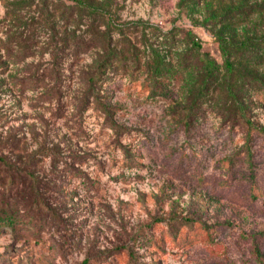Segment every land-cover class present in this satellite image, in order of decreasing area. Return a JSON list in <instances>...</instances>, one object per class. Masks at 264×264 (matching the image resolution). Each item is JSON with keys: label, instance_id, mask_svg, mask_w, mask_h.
Listing matches in <instances>:
<instances>
[{"label": "rangeland", "instance_id": "rangeland-1", "mask_svg": "<svg viewBox=\"0 0 264 264\" xmlns=\"http://www.w3.org/2000/svg\"><path fill=\"white\" fill-rule=\"evenodd\" d=\"M0 264H264V0H0Z\"/></svg>", "mask_w": 264, "mask_h": 264}, {"label": "trees", "instance_id": "trees-1", "mask_svg": "<svg viewBox=\"0 0 264 264\" xmlns=\"http://www.w3.org/2000/svg\"><path fill=\"white\" fill-rule=\"evenodd\" d=\"M0 166L3 167V170L10 171L12 167H15L14 163L8 159L6 156H0ZM8 171V172H9ZM11 172V171H10ZM9 172V173H10ZM0 212V226H14L19 223L21 220L14 216L12 213L5 212L1 210Z\"/></svg>", "mask_w": 264, "mask_h": 264}]
</instances>
